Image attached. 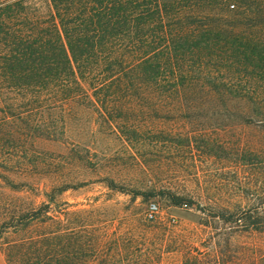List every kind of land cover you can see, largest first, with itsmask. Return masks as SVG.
Masks as SVG:
<instances>
[{
	"label": "trees",
	"instance_id": "obj_1",
	"mask_svg": "<svg viewBox=\"0 0 264 264\" xmlns=\"http://www.w3.org/2000/svg\"><path fill=\"white\" fill-rule=\"evenodd\" d=\"M36 1L0 2V136L53 135L49 113L83 102L120 123L141 107L182 106L205 94L256 104L249 83L264 82V0H47L45 10ZM173 203L191 204L177 196ZM52 205L6 224L9 264H123L133 234L97 225L88 211L62 219ZM228 214L217 219L236 235L264 232V206ZM252 264H264V253Z\"/></svg>",
	"mask_w": 264,
	"mask_h": 264
},
{
	"label": "rangeland",
	"instance_id": "obj_2",
	"mask_svg": "<svg viewBox=\"0 0 264 264\" xmlns=\"http://www.w3.org/2000/svg\"><path fill=\"white\" fill-rule=\"evenodd\" d=\"M249 86L256 104L205 94L141 107L120 123L83 102L49 113L53 135L0 136V264H9L2 243L14 237L3 235L6 224L50 199L52 215L88 211L97 225L133 234L123 264H252L264 253V232L236 235L217 219L264 206V82ZM122 127L138 133L126 137ZM175 196L190 206L174 205ZM151 204L159 210L148 220Z\"/></svg>",
	"mask_w": 264,
	"mask_h": 264
},
{
	"label": "built area",
	"instance_id": "obj_3",
	"mask_svg": "<svg viewBox=\"0 0 264 264\" xmlns=\"http://www.w3.org/2000/svg\"><path fill=\"white\" fill-rule=\"evenodd\" d=\"M158 206L156 204H151L149 206L148 212H147V218L148 220H153L155 219L157 213H158Z\"/></svg>",
	"mask_w": 264,
	"mask_h": 264
}]
</instances>
